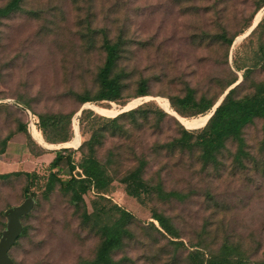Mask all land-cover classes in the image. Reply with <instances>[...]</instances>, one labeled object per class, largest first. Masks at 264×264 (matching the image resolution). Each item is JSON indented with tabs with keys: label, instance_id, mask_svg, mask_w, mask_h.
Listing matches in <instances>:
<instances>
[{
	"label": "rangeland",
	"instance_id": "rangeland-1",
	"mask_svg": "<svg viewBox=\"0 0 264 264\" xmlns=\"http://www.w3.org/2000/svg\"><path fill=\"white\" fill-rule=\"evenodd\" d=\"M10 1L0 0V8ZM102 31H108L113 40L122 34L128 40L120 69L133 81L122 102L82 105V97H94L99 90L98 74L106 60ZM224 34L235 40L232 47L219 39ZM263 46L264 0H25L19 12L2 19L0 150L7 137L14 139L7 153L0 155V174L22 172L23 176L0 179V241L8 225L6 211L28 198L35 201L30 217L23 219L28 233L10 252L14 264H87L96 257L100 236L83 225L70 195L59 187L44 193L53 159L50 151L38 157L43 150L70 148L79 164L80 148L91 137L84 111L115 118L149 104L200 134L213 111L182 117L169 97L183 96L190 86L199 98H216L235 79L238 82L226 94L238 86V97L251 94L254 84L264 81ZM249 69L253 71L245 77ZM142 78L149 81L151 96L132 100ZM18 103L38 115L71 116V142L47 148L34 132L23 131L27 120L15 106ZM124 124L131 139H108L97 154L103 163L110 150L123 145L124 166H132L130 148L151 146L160 139L153 130L136 131L130 120ZM170 136L166 130L163 140ZM244 137L250 156L242 163L236 159L234 141L227 143L218 163L208 170L200 151L180 158L181 163L178 159L153 162L146 179L153 185L163 183L166 192H178L184 199L162 201L151 194L140 201L130 197L118 181L102 195L107 201L93 191L88 193L85 201L90 213L97 206L113 204L136 218L131 226L135 238L115 254V260L120 264H195L196 250L208 258L228 246L232 257L264 264L263 121L257 119L248 126ZM163 164L168 167L158 175ZM28 173H38L40 178L27 195L31 181L24 174ZM70 174L64 164L63 178ZM154 211L172 219L179 239L149 227Z\"/></svg>",
	"mask_w": 264,
	"mask_h": 264
},
{
	"label": "trees",
	"instance_id": "trees-1",
	"mask_svg": "<svg viewBox=\"0 0 264 264\" xmlns=\"http://www.w3.org/2000/svg\"><path fill=\"white\" fill-rule=\"evenodd\" d=\"M24 1L11 0L6 6L1 7L0 23L2 19L19 12L22 9ZM96 33L98 31L94 32V34ZM101 34L103 40L102 48L106 53V60L98 74L99 90L94 97L89 95L82 97V105L103 101L122 102L124 94L128 91L133 81L132 75L125 69H120L121 61L128 52V40L123 34L115 40L110 38L108 31H102ZM219 39L226 42L229 47H232L235 41L234 39H229L226 34L220 36ZM260 53L262 54L264 67V46L261 48ZM252 71L249 69L245 77L251 74ZM237 82L238 79L233 80L224 89V92L216 98H211L207 95L199 98L196 90L190 86H187L183 96L169 97L172 108L182 117H196L210 113L223 100L200 134L194 131V129H186L167 112L149 104L141 105L115 118L99 117L93 112L85 115L86 112H83L85 116L84 121L87 122L86 129L91 132V137L80 148L82 159L79 164H76L71 156L73 151L70 148L54 151L56 157L50 163V172L46 179L44 193L51 194L59 187L62 192L70 195L71 202L76 205L83 225L96 231L100 236L101 244L96 257L87 264H120L119 261L115 260V254L126 247L127 241L135 238L131 226L136 222L133 214L113 204L103 207L97 206L94 212L90 213L85 201V196L88 193L93 191L101 197L100 199L107 201L102 195L106 194L115 181H118L125 186L126 192L130 197L140 201L144 199L143 197L151 194H156L162 201L180 200L184 199L182 194L178 192H166L163 183L153 185L146 179V176L153 167V162L158 163L159 160L163 159H178L181 163L180 158L187 157L188 155L195 156L196 152L200 151V160L203 163V167L208 170L211 166H215L218 163V158L222 151L226 149L229 141H234L238 146L236 159L239 162L242 163L244 159L250 156V153L247 151L248 145L244 137V130L257 119L263 121L264 129V81L255 83L253 86L254 91L246 96H237L239 86L231 89L226 95V90ZM150 96L149 81L143 78L140 79L132 100L149 98ZM128 103L123 104V106H127ZM15 106L22 111L27 120V127H23V131L30 132V121L27 111L29 110L38 118L39 130L49 145H64L73 139L71 135V116L63 114L51 116L38 115L20 103ZM90 117H93L91 121L89 120ZM125 120H130L133 129L138 132L153 130V133L155 135L158 134L160 139L151 146H139V151L138 148H130L132 166H124L123 145L110 150L106 162L103 163L97 154L98 150L105 145L108 139H131V131L126 128L124 124ZM153 122L154 126H152ZM166 130L167 132H171V136L163 140ZM53 135H57L60 138H56ZM13 139L14 136H9L2 142L0 155L7 153V148ZM48 152L49 150H43L38 157ZM64 164L71 173L67 179H64L62 176ZM166 167H168V164L159 166L157 169L158 175ZM24 175L31 181V186H28L25 190V193L28 195L30 190L34 191L36 189L34 186L37 185L40 174L28 173ZM15 176H23V173L0 174V179L7 180ZM29 217L30 214L23 219ZM152 219L154 222L150 223L149 227L159 234L164 233L175 240L180 238V232L171 218L163 213L154 211ZM155 223L158 224V227ZM27 233L28 229L24 226L23 233L14 247ZM229 251L228 246H225L218 254H212L206 258L203 252L196 250L193 253V260L195 264H247L244 258L232 257ZM123 261H126V259Z\"/></svg>",
	"mask_w": 264,
	"mask_h": 264
},
{
	"label": "water",
	"instance_id": "water-1",
	"mask_svg": "<svg viewBox=\"0 0 264 264\" xmlns=\"http://www.w3.org/2000/svg\"><path fill=\"white\" fill-rule=\"evenodd\" d=\"M229 91L227 92V94L229 93ZM222 101L220 102V104H218L217 107L214 108L212 116L214 115L216 109L221 105ZM128 111H124L121 114ZM34 206V199L29 198L22 205L13 207L6 211L5 216L8 219V225L0 241V264H14V261L10 256V251L23 233L24 226L22 223V219L32 212Z\"/></svg>",
	"mask_w": 264,
	"mask_h": 264
},
{
	"label": "bare ground",
	"instance_id": "bare-ground-1",
	"mask_svg": "<svg viewBox=\"0 0 264 264\" xmlns=\"http://www.w3.org/2000/svg\"><path fill=\"white\" fill-rule=\"evenodd\" d=\"M220 104V103H219ZM218 106V105H217ZM216 106V107H217ZM129 110H131V109H129ZM126 111H128V110H126ZM212 114H213V112H212ZM212 114H211V116H212ZM32 129H33V131H34V134L36 135V137L38 138V140L39 141H41V143L45 146V147H47V148H51V145H49L46 141H45V139H44V137H43V135H42V133L35 127V126H31V131H32ZM73 144V143H72ZM70 146V145H69Z\"/></svg>",
	"mask_w": 264,
	"mask_h": 264
},
{
	"label": "built area",
	"instance_id": "built-area-1",
	"mask_svg": "<svg viewBox=\"0 0 264 264\" xmlns=\"http://www.w3.org/2000/svg\"><path fill=\"white\" fill-rule=\"evenodd\" d=\"M28 111V114H29V131L31 133V126H35L38 130H39V120L38 118L29 110Z\"/></svg>",
	"mask_w": 264,
	"mask_h": 264
},
{
	"label": "crops",
	"instance_id": "crops-1",
	"mask_svg": "<svg viewBox=\"0 0 264 264\" xmlns=\"http://www.w3.org/2000/svg\"><path fill=\"white\" fill-rule=\"evenodd\" d=\"M49 151H50L49 153L51 154L50 157H52V159L54 160V158L56 157V154L54 153L55 150H53V149H49ZM49 153H48L47 155H49ZM54 154H55V155H54ZM40 157H41V156H40ZM53 160H52V161H53Z\"/></svg>",
	"mask_w": 264,
	"mask_h": 264
}]
</instances>
